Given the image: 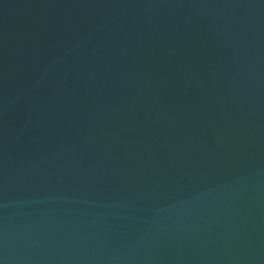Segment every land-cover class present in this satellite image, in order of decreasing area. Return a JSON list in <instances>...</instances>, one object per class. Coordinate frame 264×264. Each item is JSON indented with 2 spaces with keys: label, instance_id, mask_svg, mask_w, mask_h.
Instances as JSON below:
<instances>
[{
  "label": "water",
  "instance_id": "1",
  "mask_svg": "<svg viewBox=\"0 0 264 264\" xmlns=\"http://www.w3.org/2000/svg\"><path fill=\"white\" fill-rule=\"evenodd\" d=\"M0 264H264V0H0Z\"/></svg>",
  "mask_w": 264,
  "mask_h": 264
}]
</instances>
